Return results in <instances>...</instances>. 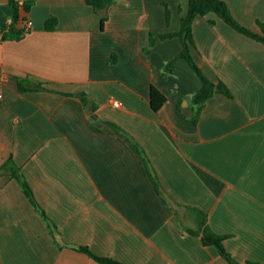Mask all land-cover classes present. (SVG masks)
I'll list each match as a JSON object with an SVG mask.
<instances>
[{
  "label": "crops",
  "instance_id": "obj_1",
  "mask_svg": "<svg viewBox=\"0 0 264 264\" xmlns=\"http://www.w3.org/2000/svg\"><path fill=\"white\" fill-rule=\"evenodd\" d=\"M225 1L262 32L264 0ZM189 7L115 0L96 11L87 0H38L30 30L4 39L12 8L0 0V165L14 158L47 215L0 172V264H103L80 245L126 264H232L194 232L202 212L241 264H264V42L214 12L197 16L195 60L234 96L214 93L196 125L180 106L194 104L186 96L202 81L178 57L181 37L147 51L152 34L181 29ZM51 16L58 24L48 30ZM19 76L59 91H22ZM152 85L168 97L159 111Z\"/></svg>",
  "mask_w": 264,
  "mask_h": 264
},
{
  "label": "trees",
  "instance_id": "obj_2",
  "mask_svg": "<svg viewBox=\"0 0 264 264\" xmlns=\"http://www.w3.org/2000/svg\"><path fill=\"white\" fill-rule=\"evenodd\" d=\"M38 0H9V5L12 8V15L10 21L6 24V27L2 30L4 39H20L25 33L29 31L24 26V23L29 20L27 14L32 10L34 5ZM115 0H87L88 4L92 5L96 11H101L107 9ZM210 12L218 14L223 18L228 24L234 27L240 33L253 37L257 40L264 42V22H260L262 27V32H257L240 22L236 16L231 11L228 3L225 0H190V7L187 15L182 20L181 29L177 32L162 33L151 36L150 47L147 51H150L158 40L165 39L173 36H180L183 42V49L178 55V57H184L188 60L194 70L197 72L198 76L202 81V86L200 89L193 95L194 104L191 107L183 108V110L191 111V116L195 124L199 123L202 112L206 106L207 101L214 95L216 92H222L229 97H233L234 94L231 88L223 81L219 80L218 82L213 81L210 77L206 75L203 69L195 60L193 54V47L195 46L193 25L194 21L199 15H206ZM109 19L108 13L103 14L102 18V29H105L106 23ZM58 24V18L56 16H51L46 20V29L53 30ZM176 59L169 61L163 70L164 77L172 73L175 68ZM19 88L22 91H34V90H50V91H59L51 86H48L49 82H39L34 86L29 85L25 82V79L18 77ZM65 93V92H64ZM66 94H74L68 93ZM87 94L83 93V102L87 105ZM168 100L167 95L162 92L157 86L152 85L151 87V105L155 111H159L166 101ZM111 125L117 129L124 130L121 126L116 123L111 122ZM140 148L139 145H137ZM146 163L149 164L148 156L146 152L142 150ZM6 170L15 176L22 185V188L26 195L33 202L38 211L47 218V215L39 202L37 201L33 189L25 178L22 168L15 162L14 158L11 157L5 164L0 165V172ZM201 213V212H200ZM48 221H50L48 219ZM50 226L52 232L56 239V242L61 243L59 238L55 233L54 224L50 221ZM195 233L202 234V240L206 245L216 246L220 253L227 258L232 264H241L230 251L227 250L224 242L229 237L228 234H220L213 230V228L208 223V217L205 212H202L199 219L198 228L194 230ZM78 249L89 254L96 261L103 264H126L122 261H119L112 257L101 256L94 251H92L88 246L80 245Z\"/></svg>",
  "mask_w": 264,
  "mask_h": 264
},
{
  "label": "built area",
  "instance_id": "obj_3",
  "mask_svg": "<svg viewBox=\"0 0 264 264\" xmlns=\"http://www.w3.org/2000/svg\"><path fill=\"white\" fill-rule=\"evenodd\" d=\"M23 1V0H21ZM33 25V21L31 19L27 20L25 23H24V26L27 28V30L31 28V26ZM3 94L0 93V97H2ZM111 103L114 107L116 108H120L122 107V102L118 99V98H112L111 99Z\"/></svg>",
  "mask_w": 264,
  "mask_h": 264
},
{
  "label": "water",
  "instance_id": "obj_4",
  "mask_svg": "<svg viewBox=\"0 0 264 264\" xmlns=\"http://www.w3.org/2000/svg\"><path fill=\"white\" fill-rule=\"evenodd\" d=\"M79 95H81V94H79ZM186 99L188 101V104H193L194 103L193 97L191 95L186 96Z\"/></svg>",
  "mask_w": 264,
  "mask_h": 264
}]
</instances>
